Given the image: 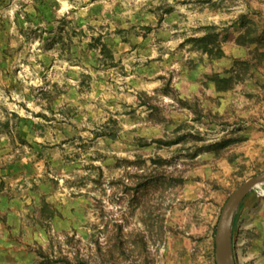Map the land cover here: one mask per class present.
Listing matches in <instances>:
<instances>
[{
	"label": "rangeland",
	"instance_id": "obj_1",
	"mask_svg": "<svg viewBox=\"0 0 264 264\" xmlns=\"http://www.w3.org/2000/svg\"><path fill=\"white\" fill-rule=\"evenodd\" d=\"M261 173L264 0H0V264H217Z\"/></svg>",
	"mask_w": 264,
	"mask_h": 264
},
{
	"label": "water",
	"instance_id": "obj_2",
	"mask_svg": "<svg viewBox=\"0 0 264 264\" xmlns=\"http://www.w3.org/2000/svg\"><path fill=\"white\" fill-rule=\"evenodd\" d=\"M261 185H264V173H261L243 183L226 202L216 232L217 264H236L233 251L236 215L245 199L255 188Z\"/></svg>",
	"mask_w": 264,
	"mask_h": 264
},
{
	"label": "bare ground",
	"instance_id": "obj_3",
	"mask_svg": "<svg viewBox=\"0 0 264 264\" xmlns=\"http://www.w3.org/2000/svg\"><path fill=\"white\" fill-rule=\"evenodd\" d=\"M232 84H233V87H236L237 86V84H238V79H237V76L234 74V77H233V79H232ZM242 84V83H241ZM244 84H247V83H243V85ZM239 91V90H238ZM238 91H235L234 93H236V92H238ZM245 95V94H244ZM246 103V102H245ZM239 105V104H238ZM249 106V104H248V102L245 104V105H243V109H245V108H247ZM240 107V106H239ZM238 110V109H237Z\"/></svg>",
	"mask_w": 264,
	"mask_h": 264
},
{
	"label": "trees",
	"instance_id": "obj_4",
	"mask_svg": "<svg viewBox=\"0 0 264 264\" xmlns=\"http://www.w3.org/2000/svg\"><path fill=\"white\" fill-rule=\"evenodd\" d=\"M243 205H244V202L241 204V206H240V208H239V210H238V212H237L236 219H235V224H236V222H237V218H238L239 212H240L241 209L243 208Z\"/></svg>",
	"mask_w": 264,
	"mask_h": 264
}]
</instances>
